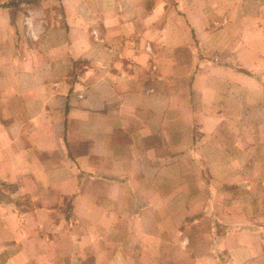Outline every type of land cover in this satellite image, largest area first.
<instances>
[{"label":"crops","instance_id":"obj_1","mask_svg":"<svg viewBox=\"0 0 264 264\" xmlns=\"http://www.w3.org/2000/svg\"><path fill=\"white\" fill-rule=\"evenodd\" d=\"M0 264H264V0H0Z\"/></svg>","mask_w":264,"mask_h":264}]
</instances>
